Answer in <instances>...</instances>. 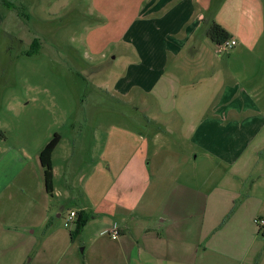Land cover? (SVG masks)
Segmentation results:
<instances>
[{"label":"rangeland","instance_id":"374dc122","mask_svg":"<svg viewBox=\"0 0 264 264\" xmlns=\"http://www.w3.org/2000/svg\"><path fill=\"white\" fill-rule=\"evenodd\" d=\"M147 1L0 0V182L5 180L7 185L0 194V264H41V236L49 226L35 230L33 237L25 225L47 202L38 155L54 134L61 142L53 156V184L56 192L71 197L49 196V213L54 220L60 209L66 222V210L78 209L83 178L112 136L125 144L131 132L148 133L143 121L148 120V111L155 125L165 121L171 128L176 126L156 114L158 109L141 86V80L148 79V63L135 65L140 56L135 52L134 33L142 25ZM209 1L206 14L212 12L235 45L225 50L217 46V53L210 54L218 70L210 86L199 83L195 109L201 121L242 126L241 139L259 144L243 192L264 200V0ZM8 6L16 10L9 11ZM144 34L140 29L139 39L147 44ZM179 78L183 86L195 84L191 75ZM192 103L185 102L186 108ZM173 105L181 108L176 100ZM161 135L178 148L177 133ZM207 135L217 143L238 134ZM200 157L201 181L209 174L212 183L224 184V166L213 157L208 164ZM247 211L241 219L258 230L254 219H264L256 217L264 212ZM66 256L60 262L58 258L42 262L61 264Z\"/></svg>","mask_w":264,"mask_h":264},{"label":"crops","instance_id":"0c3cea01","mask_svg":"<svg viewBox=\"0 0 264 264\" xmlns=\"http://www.w3.org/2000/svg\"><path fill=\"white\" fill-rule=\"evenodd\" d=\"M209 3L147 1L146 13L139 21L142 25L134 33L135 52L140 56L135 65L148 63V79L141 80V86L158 109L156 114L176 126L171 128L165 121L164 125H155L156 119L148 111V120H143L148 135L128 132L129 141L125 144L112 136L82 180L83 196L78 200V209L66 210V222L72 226L63 222L60 209L52 219L50 195L44 192L45 206L37 209L25 225L33 237L35 230L49 226L41 236L39 263L44 264L46 258H58L60 262L61 256L67 254L61 264H80L77 249L83 264H264V238L258 234L262 230L241 219L247 209L255 208L257 214L264 212L262 198L243 192V183L256 165L261 147L241 139L242 126H222L220 120L201 121L200 111L195 109L199 83L210 86L218 70L210 60V54L217 53V46L203 35L201 25ZM140 29L145 30L142 38L147 44L139 39ZM139 69H135V74ZM182 74L195 80L191 88L182 85ZM175 100L181 108H173ZM190 101L193 103L186 108L185 102ZM112 131L117 132L116 128ZM214 131L238 135L214 143L207 135ZM161 133L171 137L177 133L178 148L165 141ZM60 142L52 154V168ZM200 154L206 164L214 158L224 166V184L215 185L209 174L201 181ZM5 185V180L0 182V194ZM57 196H64L65 200L71 197L56 192L53 184L51 197ZM71 212L92 216L73 236L77 217L69 220ZM111 231L116 232L114 240L109 235Z\"/></svg>","mask_w":264,"mask_h":264},{"label":"trees","instance_id":"16d2710c","mask_svg":"<svg viewBox=\"0 0 264 264\" xmlns=\"http://www.w3.org/2000/svg\"><path fill=\"white\" fill-rule=\"evenodd\" d=\"M6 6V5H5ZM9 11L16 10L13 6H8ZM21 15V13H19ZM202 32L203 35L213 42L216 46L220 47L224 43L228 42L231 39L230 33L218 24L212 15V12L209 11L201 20ZM33 43H36L34 40ZM36 45V44H35ZM60 141V137L57 134H54L53 137L48 141V143L43 147L38 155V162L42 168L43 184L45 192L48 195H52L53 192V168H52V154ZM77 219L75 222V230L71 235H76L82 227L92 219L90 214L80 212L77 214ZM260 230V229H259ZM262 236L264 237V228L261 229ZM260 230V231H261ZM259 231V232H260Z\"/></svg>","mask_w":264,"mask_h":264},{"label":"built area","instance_id":"2783aa9c","mask_svg":"<svg viewBox=\"0 0 264 264\" xmlns=\"http://www.w3.org/2000/svg\"><path fill=\"white\" fill-rule=\"evenodd\" d=\"M235 45V42L234 41H228L226 43H224L223 45H221L219 48H222V50H225L226 48H231ZM75 213L74 212H71L69 214V220H72L73 218H75ZM254 223L257 225V228L258 229H263L264 228V219H254ZM110 237L111 239H116L117 235H116V232L115 231H111L110 232Z\"/></svg>","mask_w":264,"mask_h":264}]
</instances>
